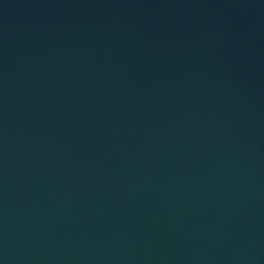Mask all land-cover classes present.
<instances>
[{
  "label": "water",
  "instance_id": "water-1",
  "mask_svg": "<svg viewBox=\"0 0 264 264\" xmlns=\"http://www.w3.org/2000/svg\"><path fill=\"white\" fill-rule=\"evenodd\" d=\"M0 264H264V0H0Z\"/></svg>",
  "mask_w": 264,
  "mask_h": 264
}]
</instances>
